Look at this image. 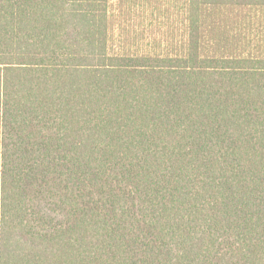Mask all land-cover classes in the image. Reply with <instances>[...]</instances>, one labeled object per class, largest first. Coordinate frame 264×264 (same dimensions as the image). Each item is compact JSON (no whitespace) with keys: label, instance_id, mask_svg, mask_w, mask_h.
Listing matches in <instances>:
<instances>
[{"label":"trees","instance_id":"1","mask_svg":"<svg viewBox=\"0 0 264 264\" xmlns=\"http://www.w3.org/2000/svg\"><path fill=\"white\" fill-rule=\"evenodd\" d=\"M112 1L0 0V264H264V0Z\"/></svg>","mask_w":264,"mask_h":264},{"label":"rangeland","instance_id":"2","mask_svg":"<svg viewBox=\"0 0 264 264\" xmlns=\"http://www.w3.org/2000/svg\"><path fill=\"white\" fill-rule=\"evenodd\" d=\"M178 0H113L117 24L133 39L134 46L145 47L179 36ZM118 33V31H117ZM120 33V31H119Z\"/></svg>","mask_w":264,"mask_h":264}]
</instances>
